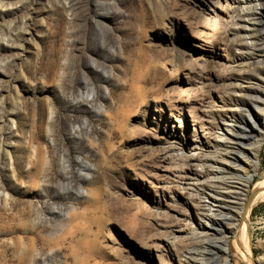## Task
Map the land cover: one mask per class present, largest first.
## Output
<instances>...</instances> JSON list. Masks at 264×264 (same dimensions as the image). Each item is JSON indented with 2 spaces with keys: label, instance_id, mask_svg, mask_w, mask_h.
Masks as SVG:
<instances>
[{
  "label": "rangeland",
  "instance_id": "rangeland-1",
  "mask_svg": "<svg viewBox=\"0 0 264 264\" xmlns=\"http://www.w3.org/2000/svg\"><path fill=\"white\" fill-rule=\"evenodd\" d=\"M263 177L264 0H0V264H264Z\"/></svg>",
  "mask_w": 264,
  "mask_h": 264
},
{
  "label": "bare ground",
  "instance_id": "bare-ground-1",
  "mask_svg": "<svg viewBox=\"0 0 264 264\" xmlns=\"http://www.w3.org/2000/svg\"><path fill=\"white\" fill-rule=\"evenodd\" d=\"M248 1H251V0H248ZM263 192H264V177L261 180L256 181L255 184L253 185L252 190L250 192L251 195H250L249 199L247 200L245 207H243V209L241 210V214H240L241 224L239 225V227L237 229V235H239V236L244 235L243 239L245 240V242H243V244L237 243V244H235V246L240 251L241 255L243 254L247 258L250 257L249 240H248L249 238H248V235L246 233L244 234V232L242 230V222H246V218H247L246 213H247L248 208L250 207V205L252 203L259 200L263 196ZM207 210H208V208H207ZM210 229H211V227H210ZM222 240H224V239H222ZM238 246H240V248H238ZM224 250L225 249L223 248V250H222L223 253H225ZM223 264H230V263H226L225 258H224Z\"/></svg>",
  "mask_w": 264,
  "mask_h": 264
},
{
  "label": "water",
  "instance_id": "water-1",
  "mask_svg": "<svg viewBox=\"0 0 264 264\" xmlns=\"http://www.w3.org/2000/svg\"><path fill=\"white\" fill-rule=\"evenodd\" d=\"M248 236H249V238L251 237L250 230L248 231ZM223 244L225 246V244H226V240L225 239H224V243ZM225 250H224V252H226ZM225 262L232 264L227 257H225ZM207 264H219V262L216 259H212V261L211 262L208 261Z\"/></svg>",
  "mask_w": 264,
  "mask_h": 264
}]
</instances>
